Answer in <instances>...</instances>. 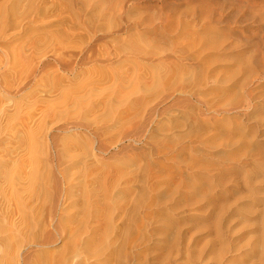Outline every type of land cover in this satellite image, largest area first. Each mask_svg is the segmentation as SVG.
Here are the masks:
<instances>
[{"label":"bare ground","instance_id":"obj_1","mask_svg":"<svg viewBox=\"0 0 264 264\" xmlns=\"http://www.w3.org/2000/svg\"><path fill=\"white\" fill-rule=\"evenodd\" d=\"M39 1L43 0H0V223L3 226V223L8 221L9 226L6 228L7 230L10 228L8 232L11 231L8 234L5 230L6 228L3 226L7 235L0 237V248L2 245H15L13 243V245L6 243L8 240H11L9 239L10 237L12 238L11 241H15V239L22 238V235H24V240L27 239L26 243L29 245H26L25 241L20 239L23 243L16 240L15 242L18 241V244L21 243L17 248L23 247L22 245L24 244L29 248H36L37 251H40L37 254L40 253L41 255L44 253L48 256L49 263L47 264H209L210 262V264H264V166L259 165L257 163L259 161L257 160L253 164V170L246 171L245 173L243 170L237 168L238 166H235L232 161L238 154L234 156L231 153L232 151H219L216 155L222 156L221 159L224 161V164L232 161V166H226L223 163L217 162L215 164L216 168H202L206 172L214 170V172H217L215 174H204L201 171L197 173L196 171L197 169H201L199 165L201 163L203 165L205 159L208 158L205 146L208 148L209 146H214L212 140L217 136L216 128L220 122L217 121L216 116H221L222 114L230 115V113L219 111L217 106L218 101L215 102L223 92V90L219 89L223 82L215 80V84L220 87L210 85V82L214 81L215 76H213L214 70L210 67L211 58L207 55L203 56V53L187 55V50H182L184 54L181 52L180 54L178 53V56H175V54L174 57L173 55L171 56V60H174V58L176 60L171 64L174 67L172 73L170 72L171 75L169 72V75H166L170 76V80L172 79L170 83L172 84L174 81L173 85L175 84L176 87L179 83L182 85L180 81L185 79V75H187V79L191 77L193 82L190 83V81L191 85L187 84L188 86L185 87L182 85L183 88L181 87V89L177 87L179 90L176 93H178L179 97H174L172 103L164 106V108H161V106L157 108L159 107L157 106L153 117L150 116L151 121L147 118L150 123H144L145 126L147 125L146 128L140 127L144 129V132H141L143 136L140 133L134 135L135 137L137 135L138 139H140L138 135H141L140 141L138 140L141 146L139 151H137L139 153L135 151L138 147L136 149L134 146H131V148L127 146L130 148L127 149L124 145L121 150H124V147V151L127 152L134 147L133 150L136 154H132L133 156L130 157L131 152L134 153L132 150L130 153L128 152L130 154L129 157L126 155L127 159L123 158L125 154H123V157L121 156L123 159L115 158L117 154L120 155L123 151L121 153L120 150L117 154H112V150L116 149L119 141L117 140V144L116 139L110 136L111 133L113 136L116 128L111 130V127L109 128L104 125V119L111 117V114H104V111V113L102 112L105 115L102 120L103 127L96 130V137L94 136L93 138L91 136V138L86 136L87 134L84 137H78L76 134L77 137H65L66 141L63 140L64 142L61 144V147L60 143H58L59 146L57 147L53 142L54 137L51 138L49 135V129L53 132V129L49 126H56V123L63 122L64 118L61 117L63 119L61 120L60 114L64 117L65 114H68V118L70 114L72 116L70 118L74 119L80 117L81 114L84 116L89 112L95 113L94 115L96 116L104 104L106 105V102L103 101L106 99L103 98H105L104 95H108V89L106 86L107 90L105 91L107 92L100 94L102 91L99 88L97 93L100 92L101 96H98L97 93L95 95L96 84L100 83L103 86L106 84L102 82L104 74L101 75L102 78L96 81L92 80L91 77V80H85L86 86L84 83H81L82 77L85 74H82L80 71L82 68H79L80 72L77 70V73H80L78 75L82 74V77H79L82 79L77 83L79 84L80 82L78 88L74 80L75 78L73 79L75 81L74 84L70 78H66L68 74L67 76L61 74L53 77L50 75L52 72H48L51 64L49 66L47 62L43 65L40 63L41 59L50 55L49 52L51 51H54V56L61 57L63 53H58L59 51L56 48H59L60 45L56 43L64 40V38L59 32V25L61 23L58 25L59 22L53 23L52 20H49L44 6L40 7L41 2ZM201 9L206 10L208 13L212 10L207 11L206 7H201ZM220 10L222 11V9ZM206 12L204 13L206 14ZM213 15L211 16L212 18ZM52 17L53 19H57L59 16L52 15ZM33 26L37 29L33 28ZM14 33L28 34L26 36V38L28 37V44L26 42V45L23 43L22 48L16 46L8 48L1 45L2 40L12 36ZM64 36L67 41L66 36L69 35L65 34ZM72 37L73 35H71L72 40L76 39ZM60 38L63 39L60 40ZM68 39L70 40V36ZM64 42L62 41L60 44ZM68 43L70 42L68 41ZM55 44L58 47H55ZM53 45L52 49L55 48L57 52L52 49L47 51ZM76 45H79V43L77 44V40L76 44H73L72 47H76ZM61 46L60 50L65 47L61 48ZM70 47L68 45V50ZM115 52L117 51L115 50ZM188 54H191V52ZM36 57H38L39 62L33 68L31 66L37 60ZM241 57L240 55L237 58ZM163 58L165 59V57ZM163 58L158 61L156 66L157 71L159 69L158 78L160 76V80L161 78L163 80L165 76V66L163 67L162 64L168 62L165 60V63H163ZM58 59L60 58L56 60ZM64 59L65 62L68 61L69 65L66 69V65L64 64V66L61 64L62 66L60 65L59 67L64 69L63 72L76 74L75 67L78 64H74L75 67L71 64V67L70 58L68 60L64 57ZM80 60L83 61V57ZM80 62H78L79 65L82 64ZM30 67L34 70L33 75ZM246 67L249 73L254 67H260V65L256 58H254L248 62ZM25 69H28L32 76L27 75L29 71L26 72L27 76H23ZM97 69L96 73L99 71ZM23 71L24 73L21 74ZM96 73L94 75H97ZM118 80H120L118 85H115V82H113L115 86L112 84L116 90L113 89L111 94L109 91L110 99L117 94L118 96H123L122 88L125 86V83L123 85L124 80ZM82 81L84 82V80ZM176 81H179V83ZM129 83L131 82L129 81ZM48 84L50 88L44 87V85ZM126 88L124 91L128 93ZM15 95H24L25 102L18 104L15 100ZM122 100L124 101L123 97ZM116 102L117 100L115 101L117 105L119 102ZM126 102L128 100H125L123 103ZM110 104L111 108L115 105H112L113 102ZM124 105L126 106V104ZM111 108L109 109L110 111L107 109L108 112L112 111ZM114 108L113 112L116 110ZM103 109L106 110L105 107ZM131 109H133V106ZM124 111H126V108ZM90 113L89 116L92 115ZM71 114H74L75 117ZM108 115L109 117H106ZM123 116L121 115V117L125 118L127 114ZM127 118L129 119V117ZM86 119L90 120L89 117ZM97 119L99 120V117ZM109 120L112 121L113 119L106 120V124H108ZM117 120L115 119L114 121ZM121 120L124 121L123 119ZM135 120L137 121V119ZM111 121L109 122V126L113 125L112 127H114V122L112 124ZM75 123L78 124L79 122L76 121ZM76 127L78 128L73 127L69 131L67 130L68 126L67 128L62 127V129H59L63 134H70V131L81 130L80 126ZM124 127L126 128V126ZM47 128L48 130L45 132ZM90 128L86 129L90 130ZM119 129L116 133L121 130ZM246 129L247 126L245 125L238 127V133L246 135ZM129 130H131L130 127ZM118 134H120L119 137H123V135L126 137L125 132L122 135L121 132ZM226 136L227 134L223 135V137ZM124 139L126 140L128 137ZM127 141L128 143L130 142L129 139ZM41 144L48 147V151L45 154L38 151L40 150L38 149V145ZM55 146L59 150H55ZM263 146V141L248 143L245 146V151H247L246 156H255L251 152ZM45 147L42 146V149H45ZM53 147L54 150H52ZM42 154L44 157L40 158L39 156ZM232 156L234 157L231 158ZM168 164L174 166L171 168V172L165 169V165ZM221 164L223 166L219 168ZM233 177L236 178L234 181L240 179L244 183V188L249 191L250 198H254L255 195L262 197L259 199L257 213L252 209L255 203L252 206L249 205L242 208L244 209V211L242 210V213H244L243 217L238 212L241 214L240 217H242L246 225L255 228L259 232L256 240L257 246L244 252L233 250L225 245L224 236L221 235L223 248L218 246V244L213 245L212 241H208L206 244L207 248L204 251L209 250L210 253L206 252L205 254L202 248L193 250L189 247L188 249H183V236L180 228L188 225L185 223L187 220H189L188 222H193L194 226L198 228L209 227L213 229L218 237V230L224 225L223 221L226 217V212L222 209V205L225 203V196L228 194V190L224 189V187ZM238 189L239 187H235L234 191L237 193ZM185 194L187 195L183 197L184 199L192 194L207 199V203L212 205L211 215L205 218L197 215L195 218L187 219L186 216L182 218L175 216L174 210L171 207L165 208L164 204L171 195L182 198ZM42 198L50 200L48 204L44 201L45 199L42 200L43 204H46V207L40 204V207L44 206L43 211L47 207L49 210V212L46 210L47 216L43 217L44 219L41 218L42 215L40 214L43 212L42 208L40 209L38 206ZM51 201L52 204L50 203ZM53 202L56 203L53 204ZM47 205L51 207L49 208ZM219 207H221L220 210ZM251 211L253 217L250 219L249 214ZM4 230L1 231V234L5 233L3 232ZM4 242L6 243L5 245ZM57 245L59 247L56 248ZM11 249L0 250V264H20L25 260L24 256L22 257L20 253L21 248L20 250L17 249L19 251L14 249L18 253H14ZM2 250L4 251L1 252ZM6 250H11L13 254L10 253L9 255ZM44 258H42L43 261ZM50 259L52 260L50 261ZM46 260L48 262V259ZM25 261L24 264H29Z\"/></svg>","mask_w":264,"mask_h":264},{"label":"rangeland","instance_id":"obj_2","mask_svg":"<svg viewBox=\"0 0 264 264\" xmlns=\"http://www.w3.org/2000/svg\"><path fill=\"white\" fill-rule=\"evenodd\" d=\"M39 2H41L40 7L42 5L44 6V9L46 10V14L49 20H52L53 23L59 22L58 25L61 23L59 25V32L61 33L60 35H62L64 38V40L62 41H65V42L61 43L62 46L60 44V42L62 41L56 44L60 45L61 48L65 46L66 44H67L66 45L67 47L69 45V47L71 46L70 48H72V49L69 48L68 50V48L65 46L67 49L65 47L64 48L67 51H65L63 48L62 49L63 52H61L62 50L59 49L60 48L59 46V48H56V49H58L59 51L58 53H63L61 54V57L54 56L53 55L54 51H51L52 53L49 52L50 55L46 56L45 54L46 57L42 58L41 60L43 61L45 58L46 59L44 60V62L40 61V63H42L43 65L44 63L47 62V64L49 63V66L51 64V68L48 67L49 68L48 72H52L53 74V75L50 74L51 76L57 77L61 74L63 76L64 75L67 76L68 74V76L67 77L65 76V77L67 79L70 78L73 81V83L76 81L75 82L76 84L78 83V81H80L83 78L82 80H84V82L81 80V83H84V85H86L87 83H85V80L88 79L87 81H89L92 78V80L96 81L97 79L99 80L100 78H102L101 75L104 74L102 82L106 84H104L105 86H103L102 84L97 83L95 87L96 88L95 95L99 90L102 91L101 93L99 92L100 94H102V93L107 92L105 90L108 89V92H107L108 95L107 96L104 95L105 98H103L106 100L102 99L103 101L106 102V105L104 104L102 108L105 107L106 110L107 109L109 110L111 108V104H110L111 102H113L112 105L115 104L116 100H117L116 103L119 102L117 105L115 104L113 106V108L114 107L116 108V110L114 108L115 110L114 112H116V114H114L113 108H111L112 113L108 112V110L107 111L104 109L102 110L101 108L99 113L97 112L96 116L94 115L95 113L92 114L90 112L89 113L92 115L89 116V113H88L84 115L85 117L82 114L81 115L83 117L81 115L80 117H78L79 116L78 114V116L76 117H78L79 119L75 118L77 120H75L74 118H70L72 117L70 116V114H69V118H68V114H65L66 118L63 115L61 116L60 114V119L63 120L61 118L63 117L64 120L65 119L66 120L65 121L63 120V122L61 121L58 122L59 124L56 123L55 124L56 126L48 125L50 128L53 129V132L50 131L51 129L48 130V128L45 130V132H47V130L49 131V135L51 136V138L54 137L53 142L55 145H57V147L59 146L58 143H60V147H61V144L64 141H66V138L70 136L71 137L72 136L84 137V135L87 134L86 136L88 137H91V136H93V138L94 136L96 137L97 136L96 130L98 128L103 127L102 120L105 117L104 114H111V117H109L108 115L106 117H109V118L104 119L103 121L104 125L109 128L111 127V130H114L116 128L115 129L116 131L120 128L122 131L119 129L120 131L118 133L121 132V135H122L125 132V135H126V137L124 135L123 137L122 136L119 137L120 134L116 133V131H114L115 135L113 134L112 136V133L110 134L111 137L116 139V142L117 140L119 141V144L117 142L118 145L116 146V149L112 150V154L113 155L117 154L118 151H120L122 149V146L124 145H125L124 147L127 149H130L131 146H134L136 149L138 147V149L135 151L136 153H139L137 151H139V149L141 148V146L139 145V141L142 135L141 132L143 133L144 129L147 126V125L145 126L144 123L146 124L150 123L151 117H153V113L155 112L156 107L159 106L157 108H160L161 106V108H164V106L170 105L174 97H179L176 91L179 90V88L181 89V87L183 88L182 85H184L185 87V86L191 85L190 83L193 82V79L189 76L191 74L188 75L190 77L189 79H187V75H185L186 76L185 79L188 82L186 83L185 79L181 81L179 80L182 83L181 85L179 81H176L180 85L179 86L175 82L176 85H178L177 87H179L177 88L175 84L173 85L174 81L172 84L170 83L172 81V79L170 80V76L169 77L166 76L169 74L171 75L172 70L174 68L173 65L171 64H173L174 60H176L175 58L174 60L173 59L171 60V56L173 55L174 57V54L175 56H178L181 52L187 50V55L203 53L202 54L203 56L207 55L208 57L211 58L210 67L212 70H214L213 76L214 75L215 76H214V81L210 82V85L220 87L219 85L215 84V80H219L220 82H223L221 85V88H219L220 90H223V92L218 96V99H216L215 102L218 101L217 106H218L219 111L230 113V115L222 114L221 116H216L217 121H220V122L217 125V128L215 127L217 129V132H216L217 136L214 137L212 140L214 142V146L210 147L208 145L209 148L205 146L208 158L205 159V161L203 162V165L202 163L199 165L201 169H197L196 170L197 173H199L198 171H201L204 174L217 173V172H214V170L206 172V170H203L202 168H211V169L216 168L215 164L217 162L224 164V161L221 159L222 156L216 155L217 153H219V151H229V152L232 151L231 153L234 156L238 154L236 158H233L234 156L231 157L233 158L232 161L234 162L235 166H238L237 168L243 170L245 173L246 171L253 170L254 168L253 164L257 162V160L259 161L257 162L259 165L264 166V146L261 148H258L254 152H251L252 155H255L253 157L246 156L247 151H245V146L248 145V143L259 142V141L264 142V0H43ZM201 7L203 8L206 7V9H208L207 11L212 9L210 10V12H212L214 15L210 12L209 14L208 12H206V10L201 9ZM220 9H222V11ZM204 12H206V14ZM52 15L56 17L59 16V17L57 19H53ZM212 15H213V18L211 17ZM107 27L108 29H106ZM33 28H35V26H33ZM65 34L70 36V40L68 39L69 36H66L67 41L65 40L66 39L64 36ZM70 34L73 35L72 37L73 39L74 38L76 39L72 40ZM26 36H28V34L14 33L12 36L2 40L1 45L7 46L8 48H11L13 46L22 48L21 46H23V43L26 45L28 41L27 40L28 37L26 38ZM63 38H60V40ZM76 40H77V44L79 43L80 46L76 45V47L73 46L74 47L73 48L72 45L76 44ZM68 41L70 43H68ZM56 44H55V47L57 46ZM53 47L54 45L51 48L47 47L49 48L47 49V51H50V49H52ZM52 50H55V48ZM115 50L118 53L115 52ZM88 51L90 52V54ZM189 52H191V54H188ZM62 55L66 59L70 58V60L68 59L69 61L72 62V63L70 62V65L73 64L74 66V64L75 65L78 64L76 66L78 68L74 66L76 69L75 73L77 75L71 72L69 73L63 72L64 69H62V67H59L61 64L62 65L64 64L66 65L65 67L66 69L67 66L69 65V63H67L68 62L67 60H66L67 62L64 61L65 59ZM87 55L88 57L85 60ZM111 55L112 57L110 58ZM240 55L242 57L237 58ZM38 57H36L37 60H35L34 65L32 64L33 66L31 67L34 68V66H36L35 64L39 62ZM82 57H83V61L85 60L84 63L82 60H80L82 59ZM163 57H165V59ZM57 58H60L58 59L60 61L56 60ZM75 58L77 59L79 58L78 61ZM161 58H163L162 59V61H164L163 63H165V60L168 61L167 63L162 64L163 67L165 66L166 68H168L166 69L164 67L165 76L163 77V80L162 78L160 80V76L158 78L159 69L157 71V67H156L158 61L161 60ZM254 58H256L260 67H254L248 73L247 72L248 68L246 67V65L248 64V62H250ZM101 60L104 62H102ZM78 62L82 63L80 64L81 66L79 65ZM79 68H82L80 69V71L82 72V74H85L84 77H82V74L78 75L80 74V73H77L79 71ZM96 69L97 71L99 70L97 73H96ZM30 70H32L31 72L33 75L34 70L32 68ZM24 71H25V74H23ZM24 71L21 73L23 74V76L24 75L32 76L30 74L31 72L28 69H25ZM58 71L62 73H59ZM26 72H27V75H26ZM56 73H59V74H56ZM94 73H96L98 77L97 75H94ZM80 76L82 78H79ZM88 77L89 78L91 77V78L89 79ZM117 77L118 79H121L124 81L128 79L126 82L123 81V85L125 83V86L128 88L123 86L122 88L123 96H118L117 94L116 95L117 97L113 96V98L110 99L111 97L110 94L112 90L115 89L114 86L120 83V80H118ZM105 81H108V82H105ZM129 81L131 83H129ZM113 82H115L114 83L115 85L113 84ZM79 84H77L76 86L77 87L80 86ZM112 84L114 86H112ZM81 85L84 86L83 84ZM100 85L102 86L100 87ZM173 86L176 87L177 89L174 88ZM44 87L50 88V85L49 84L44 85ZM110 88L112 89L109 90ZM125 88L128 90V93L127 91L126 92L124 91ZM109 91H110V94H109ZM99 93H97L98 96L100 95ZM15 96H16L15 100L16 102H18V104L21 102L23 103L25 102L24 95L23 96L15 95ZM122 97L124 101L122 100ZM125 100H128V102L123 103L125 102ZM124 104H126V106ZM124 106L126 108V111H124L125 110V108H123ZM132 106H133V109H131ZM128 111L129 113H131L130 115H128L129 114ZM120 112H122L123 114ZM118 113L120 114L118 115ZM134 113H136L137 115ZM113 114L115 115V118ZM126 114L127 116H125L126 118L125 120V118H123L124 117L123 115H126ZM71 115L74 116V114H71ZM121 115L123 117H121ZM133 116H134V119H133ZM88 117L90 118V120L86 119ZM98 117H99V120L97 119ZM127 117H129V119ZM120 118L123 119L124 121H122ZM147 118H149L150 121H148ZM92 119L94 120L92 121ZM108 119H113V120L112 121L109 120L108 124H106L107 122L106 120ZM115 119L116 120L118 119V120L114 121ZM135 119H137V121ZM97 120L99 121V124ZM76 121L79 122L78 123L79 125L75 123ZM110 121L111 123L114 122V127H112L113 125L109 126ZM141 121L143 122V125ZM117 123L119 124L121 123L120 126ZM70 125L72 126L70 127ZM82 125H83V128H82ZM89 125L90 127L93 125V127L90 128ZM243 125L247 126L246 135H241L240 133H238V127H241ZM67 126L70 129L67 128ZM76 126L81 127L80 128L81 130H79L80 132L82 131L81 133L79 131H70V134L69 133L63 134L59 129V128L62 129V127H64V128H67V130L69 131L73 127L78 128ZM124 126H126V128L129 126L131 130H129V127L128 129H126ZM135 127L137 128L134 129ZM140 127L141 128L145 127V128L141 129ZM86 128H90V130ZM128 130L131 132L133 131V132L131 133ZM140 130H143V131H140ZM90 133L91 135H89ZM136 133L141 134V135L140 134L138 135L140 139L137 138V135L136 137L134 136ZM116 134H118V136H116ZM224 134H227L228 137L227 136L223 137ZM127 137L130 141L129 143L127 141L128 139L126 140L124 139ZM38 146H39L38 149H40L38 151H40L41 153L44 152L45 154L48 151L47 145L46 147L45 145H42V144ZM42 146L45 147V149L44 148L42 149ZM127 146H130V148ZM57 147L55 148V150L58 149ZM124 147L123 149L125 150ZM134 147L132 148L134 149ZM133 149L128 150L127 152H125L124 150H121L120 152L122 153L123 151V153L120 155L117 154L118 157L115 156V158L127 159L126 155H128L129 157L130 154H128V152L130 153V151H132ZM52 150H54V147ZM135 151L134 153L131 152L130 157L136 154ZM40 152L39 154H41ZM123 154H125L126 158ZM42 156L44 157L43 154L40 155L39 157L42 158ZM119 156L120 157L124 156V157L120 158ZM232 161L227 162L224 165L232 166ZM223 164H221L219 168H221ZM173 167L174 166L169 165V164L165 165V169H168L169 172H171V168ZM235 175L237 176V174ZM234 177L232 180L228 181V183H226L224 187V189L228 190L227 191L228 194L225 196V203L222 205V209H224L226 212V217L223 221L224 225L220 227L218 230V233H219L218 237L214 233L213 229L209 227L208 228H204V227L198 228L194 226L195 224L193 222H188L189 220H187L185 223H187L188 225H185L183 228H180V231L182 232V236H183V239H182L183 249H188L189 247L193 250L202 248V250L204 251L207 248L206 244L208 241H212L213 245L218 244V246L223 248L221 235L224 236L223 240L225 241V245H227L228 248H232L233 250L235 249V250H240L241 252H244L247 249L255 248L257 246L256 240L258 238L259 232L255 228L249 227L248 225L244 223L242 219L244 215V213H242V210L244 211V209L242 208H244V206H249V205L252 206L253 203H255L252 209L253 211H256L257 213L259 209V199H261L262 197H260L259 195H255L254 198H250L249 191H247V189L244 188V183L240 179H239L240 181L239 180L234 181L236 179ZM235 187H239L238 189L239 191L237 193L234 191ZM186 195L187 194L183 195L182 198L176 195H171L164 204L165 208L171 207V209L174 210L173 213L175 216L181 217V218L183 216H186L187 219L195 218L197 217V215H200L201 217L203 216V218L211 215L212 205L207 203V199L200 198L196 194L189 195V197L184 199L183 197H185ZM43 199H45L44 201L46 202V204H48L50 201V200H46V198L41 199V202H39L38 206L40 209L42 208V211L44 210L43 207L44 206L46 207V204L44 205L43 204L44 202H42ZM50 203L52 204V201ZM54 203L56 202H53V204ZM40 204H43L44 206L40 207ZM50 207L51 206H49V208ZM220 208L221 207H219V210ZM45 209L49 212L48 207ZM229 209L230 211H228ZM45 211H43L44 213L43 212L40 213L42 215L41 217L42 219H44L47 216L46 215L47 211L46 212ZM13 212H14V209H13ZM238 212L242 214V217H240L241 214H239ZM249 215H250L249 218L251 219L253 217L252 211ZM179 220H182V219H179ZM1 224L2 223H0V225ZM3 224L5 228L9 226L8 221ZM3 226L2 225L0 226L1 227L0 237H2L3 235H7L6 231L8 232V230L10 229L9 228L7 230L8 228L7 227L5 231ZM2 230H4L3 232L5 233L1 234ZM10 232H8V234H10ZM20 235L19 237H21ZM23 236L24 235H22L23 239L22 238H18V239L14 238V239L15 241L19 240L20 242L21 240H23L26 243L27 239L24 240L25 236L24 237ZM9 239L12 240L11 237ZM11 240H8L9 242L8 241L7 242L5 241V242L9 244L13 243L18 246H15L13 244H12L13 246H9L8 244L6 246H8L10 249L12 247L11 250L14 253H18L17 251H19L21 248L22 250L20 253L22 257L24 256L25 260H29V261L24 260L26 263L27 262L29 264L49 263L48 256H46L44 253L41 255L40 253H38L39 254L38 255L37 252H40V251L39 250L37 251L36 248H31V247L29 248L28 246H26V245H29L27 243L26 245L24 244L26 247L22 245L23 247L17 248L23 242L21 243L19 242L20 244H18V241L15 242ZM5 242H4V245L6 244ZM59 245H57L56 248L59 247ZM6 246L2 245L0 250L1 249L9 250V248L8 247L6 248ZM13 247L14 249L17 248L19 250L16 249L17 251L15 252ZM4 250H2L1 252H3ZM7 250L6 252H8L9 255L10 253L13 254L11 250H10L11 252ZM34 250L35 252H33ZM206 252L210 253L209 250L204 251L205 254ZM33 254L34 255L37 254V255L34 256ZM42 258H44V261L42 260ZM31 259L32 261H35L36 263L32 262ZM46 259H48V262ZM51 260L52 259H50V261ZM24 261H22L20 264H24ZM180 263H182V261H180Z\"/></svg>","mask_w":264,"mask_h":264}]
</instances>
